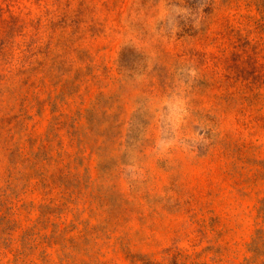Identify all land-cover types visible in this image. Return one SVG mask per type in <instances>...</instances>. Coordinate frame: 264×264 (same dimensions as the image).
Masks as SVG:
<instances>
[{
	"label": "rangeland",
	"instance_id": "rangeland-1",
	"mask_svg": "<svg viewBox=\"0 0 264 264\" xmlns=\"http://www.w3.org/2000/svg\"><path fill=\"white\" fill-rule=\"evenodd\" d=\"M0 264H264V0H0Z\"/></svg>",
	"mask_w": 264,
	"mask_h": 264
},
{
	"label": "trees",
	"instance_id": "trees-1",
	"mask_svg": "<svg viewBox=\"0 0 264 264\" xmlns=\"http://www.w3.org/2000/svg\"><path fill=\"white\" fill-rule=\"evenodd\" d=\"M257 80H258V79H256V80H255V81H256V83H257ZM258 82H260V80H259Z\"/></svg>",
	"mask_w": 264,
	"mask_h": 264
}]
</instances>
